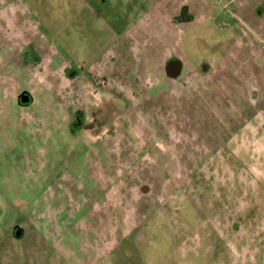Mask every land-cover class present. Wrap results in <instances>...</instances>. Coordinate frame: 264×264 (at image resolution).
Instances as JSON below:
<instances>
[{
	"label": "rangeland",
	"instance_id": "obj_1",
	"mask_svg": "<svg viewBox=\"0 0 264 264\" xmlns=\"http://www.w3.org/2000/svg\"><path fill=\"white\" fill-rule=\"evenodd\" d=\"M0 264H264V0H0Z\"/></svg>",
	"mask_w": 264,
	"mask_h": 264
},
{
	"label": "flooded vegetation",
	"instance_id": "obj_2",
	"mask_svg": "<svg viewBox=\"0 0 264 264\" xmlns=\"http://www.w3.org/2000/svg\"><path fill=\"white\" fill-rule=\"evenodd\" d=\"M171 22L175 26H177V25L179 26V25H181L183 23H189V21L187 20V16H186V13H185L184 10L181 12V14L179 16L173 17ZM178 64H180V62L177 59H175V58L169 59L167 61V64H166V73H167V75L170 76V74L174 73V71H175V69H176ZM21 95H19V97H18V104L20 106H24V107L28 106L31 103V96L28 93H26V92L23 93V95H28V98H29L28 101L24 103V102L21 101V97H20ZM73 124L77 127V129H80V127H82V125H83L82 122H80L79 119L75 120L73 122ZM19 229H20V227H19Z\"/></svg>",
	"mask_w": 264,
	"mask_h": 264
},
{
	"label": "water",
	"instance_id": "obj_3",
	"mask_svg": "<svg viewBox=\"0 0 264 264\" xmlns=\"http://www.w3.org/2000/svg\"><path fill=\"white\" fill-rule=\"evenodd\" d=\"M180 67H181V65L178 64L177 67H176V69H175V71H174V73L170 74V76H171V77L178 76L179 73H180ZM20 97H21V101L24 102V103L27 102L28 99H29V98H28V95H23V94H22ZM15 228H17V227H15ZM20 235H21V230H20L19 228H18V229H15L14 236H15L16 238H19Z\"/></svg>",
	"mask_w": 264,
	"mask_h": 264
},
{
	"label": "trees",
	"instance_id": "obj_4",
	"mask_svg": "<svg viewBox=\"0 0 264 264\" xmlns=\"http://www.w3.org/2000/svg\"><path fill=\"white\" fill-rule=\"evenodd\" d=\"M187 20L190 21L191 19L189 17H187Z\"/></svg>",
	"mask_w": 264,
	"mask_h": 264
}]
</instances>
